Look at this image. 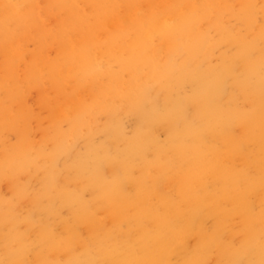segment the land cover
<instances>
[{
	"label": "rangeland",
	"instance_id": "1",
	"mask_svg": "<svg viewBox=\"0 0 264 264\" xmlns=\"http://www.w3.org/2000/svg\"><path fill=\"white\" fill-rule=\"evenodd\" d=\"M34 2L42 6L43 0ZM229 5L231 12L224 13L222 17L218 13L221 4L211 11L208 18L201 14V32L203 35L206 33V23L212 24L220 19L236 39L247 35V43L254 44L249 52L250 62L258 68L255 75L260 78L264 76V0H260L248 15L255 25L252 33L247 32L242 22L247 15L246 6L234 1H229ZM210 31L211 40L216 43L215 50L210 58L197 59L191 70L196 68L203 76L212 68L219 71L224 66L228 70L224 75L225 93L219 98L218 106L221 110L233 112L230 131L225 133L223 123L207 126L195 115L194 87L189 83L177 86L176 78L160 85L150 83L145 88L152 85L150 88H153L152 94L157 100L155 113L168 111L177 104L185 111V118L179 110L180 116H175V123L159 120L144 130L150 135L151 142L142 147L143 154L129 149L137 139V116L123 103H118L119 100H113L116 102L114 115L86 113L80 124L71 125V119L57 117L58 109L66 99L53 89L51 73L47 69L38 80L24 71L20 82L14 70H0L1 78L10 81L9 92L0 90V168L9 158H18V164L23 166L20 170L0 169V264H57L69 258L70 246L77 253L83 252L85 246L99 249L93 252L97 264H184L188 256L195 261L200 260L204 251L200 248V239L206 242L211 238L216 223L221 228L222 248L240 249L244 236V244L252 240L255 249L264 248V100L254 97L249 87L242 88L248 73L242 67L243 62L236 57L237 48L229 41L219 42L214 28ZM45 49L50 53L49 64L55 66L53 60L58 58L55 52L60 57L63 54L57 41L48 38ZM160 57L163 65L166 56ZM185 58L176 57L173 63L180 65ZM4 63L0 55V67ZM31 63L29 60L28 65ZM123 81L126 82L127 78ZM251 81L257 84L254 76ZM96 88L102 87L97 85ZM91 89L92 85L82 91L80 106L73 105V117L79 114V108L93 103L89 93ZM210 93V89L207 90L206 96L209 97ZM256 110L258 112L254 115ZM252 117L255 123L248 122ZM187 125L201 128L203 139L194 141V138L182 137ZM168 129L176 132L177 140L185 139V154L193 147L205 156L210 149L220 150L226 189L231 191L234 185L243 192V201L238 202V214L233 209L228 215L221 213L219 208L212 209L214 202L211 197H216L220 184L216 178H210L211 173L208 178L201 179L197 169V177L186 188L187 179L184 178L188 177L186 170L190 163L182 162V154L178 156L173 152L174 141L167 135ZM52 153H56L54 164ZM172 155L171 167L158 171V167L165 165ZM22 161L25 162L22 164ZM213 175H217L216 171ZM159 177L161 180L154 188L158 194L152 195L154 179ZM178 177L183 181L180 182ZM197 179L202 185H207L204 195H207V204L211 206V209H201L202 226L198 230L193 222L189 224L194 211L198 213L193 204L194 196L201 197L204 191ZM106 181L113 182V185L109 187L110 183L107 185ZM74 193L80 197L79 201L82 200L81 204L84 201L88 203L73 202ZM160 194L166 197L165 201ZM64 203L67 206L69 203V206ZM217 257H222V263L229 259L216 247L202 264H220ZM250 261L252 264L259 262L252 251L245 253L238 264H249Z\"/></svg>",
	"mask_w": 264,
	"mask_h": 264
},
{
	"label": "bare ground",
	"instance_id": "2",
	"mask_svg": "<svg viewBox=\"0 0 264 264\" xmlns=\"http://www.w3.org/2000/svg\"><path fill=\"white\" fill-rule=\"evenodd\" d=\"M229 1L246 6L247 15L242 18V22H244L247 32L252 33L255 30V25L253 19H249L250 16L248 15H250V11H254L260 0H43L42 6L36 4L34 0H0V55L5 61L4 65H1L0 70L5 72L14 70L16 78L20 82L21 74L24 71H26L25 73H30L33 79L38 80L47 69L51 73L53 89L62 93L64 99H66V102L58 109L57 117H60V119H71L69 121L71 125L80 124L86 113L114 115L116 113L114 108L116 102L113 100H119L118 103H123L129 112H133L137 116V127L135 130L137 139L129 146L132 152L137 150L141 154L144 153L142 147H146L151 142L150 135L144 130H148L157 121H169V124L175 123V116H180L179 110L185 118V111L183 112V109H180L177 104H173L168 111L159 114L155 113L157 100L153 97V88H150L152 85L145 88L150 83L160 85L169 83L175 78L177 80L174 82L177 86L186 82L189 83L194 87L193 108L195 115L207 126L215 127L223 123L225 133H227L230 131L229 125L233 118V112L221 110L218 106V101L225 93L226 76L224 75L228 73V70L224 66H221L219 71H217V68H212L203 76L197 72L196 68L191 70V67H193V63L197 59L211 57L216 43L214 44L211 40L210 28H214L219 42L229 41L231 45L237 48L236 57L240 62H243L242 67L248 73L244 82H242V88L247 89L249 87L254 97L264 100V76L259 78L255 75L258 68L250 62L249 57L250 48L254 44L253 42L247 43L248 36L245 35L236 39L228 32L220 19H217L212 24L206 23L208 24L204 25L206 33L203 35L201 32L203 25L199 24L201 21L199 19L200 15L203 14L208 18L211 11L217 9L219 4L222 5V8L218 10L221 17L224 13L229 14L231 12ZM54 27L56 28L54 29ZM48 38L56 40L58 47L63 52L61 57L55 52L59 58L53 60L55 66H51L47 60L50 58V53L45 49ZM34 46L36 49H31ZM153 53H156V55H153ZM163 55L166 56V60L162 65V57L160 56ZM158 57H160V60H157ZM176 57H186L182 60L185 62L180 65L173 63ZM29 60L32 61L30 65H28ZM60 61H62L61 65ZM262 64L264 65V62ZM161 65L162 67L158 69ZM39 67L41 68L39 69ZM2 71H0V74ZM253 76L257 78L256 85L251 81ZM125 78H127L126 82L123 81ZM101 82L106 85L102 86ZM9 84V80H3L0 76V90L9 92L7 89ZM90 85L93 86V89L88 92L93 103L89 107L79 108V114L73 117L75 111L73 105L80 106L81 93ZM97 85L102 88H96ZM209 89L211 93L207 97L206 91ZM146 109L148 110L146 111ZM257 112L256 110L254 115ZM251 121L255 123L253 117L248 119V122L251 123ZM167 135L174 141L173 152L178 156L182 154V162L190 163L186 170L188 177L184 178V180L187 179L186 188L194 180V177H197V169L201 174V179L208 178V174L211 173L210 178H216L220 184L216 197H211L214 202H212L214 204L212 209L219 208L224 215H228L233 209L238 214L240 207L238 202L241 199L243 201V192L239 189L237 190L234 185L231 191L226 189L224 184L227 183V180L222 175L220 150L210 149L205 156L193 147L185 154L184 138L191 137L194 138V141L195 139H201L203 136L201 128H195L191 125L186 127L181 134L184 138L180 140H177L178 135H176V132L170 129L167 130ZM173 156H169L166 164L158 167V171L163 172L165 169H169L172 165L171 159ZM26 157L28 160L27 154ZM24 162L22 161V164ZM215 162H218V164H215ZM209 164L210 166H207ZM104 165L107 164L104 163ZM8 168L20 170L23 166L18 164V158H9V161L0 169ZM214 171H216L217 175H213ZM114 177L117 178V176ZM178 179L180 182L183 181L180 177ZM160 180L161 177L154 179L153 189L150 194H158V191H155L154 188L158 186ZM109 183V187H111L113 182L112 184L111 182L105 184L108 185ZM197 183L204 191L201 197L194 196L193 204L196 206V210L198 209V213L194 211L192 220L191 218L189 219V224L193 222L196 230L202 226L203 213H201V209H211V206L206 201L207 195H204L205 191H207V185H202L198 179ZM99 191L96 192L98 193ZM160 196L162 197L163 195L160 194ZM163 199L165 201L166 197L163 196ZM101 201L104 202L103 199ZM108 204L110 205V203ZM64 205L66 204L64 203ZM229 207L230 209L228 210ZM84 209L87 210L86 207ZM118 210L120 211L121 209ZM119 211L116 213H119ZM85 214L87 215V213ZM91 214L93 215V213ZM89 217L92 218L91 215ZM86 225H88V222ZM250 226L253 228L252 223ZM74 228L76 229V227ZM214 229L211 238L206 242H204L203 238L200 239V248L204 250L200 260L195 261L188 256L184 264H202L216 247L221 249V253L225 252L229 256L228 261L224 259L223 263L222 257H217L220 264H238L240 258L249 251L254 252L257 260L261 261L264 259V248L255 249V244L252 243V240L251 243L250 241L245 242V245L243 243L244 240L246 241L244 235L240 249L227 250L222 248L219 237L220 224L216 223ZM189 241H191V238ZM244 247L246 250L243 252ZM99 257L98 255L97 259Z\"/></svg>",
	"mask_w": 264,
	"mask_h": 264
},
{
	"label": "clouds",
	"instance_id": "3",
	"mask_svg": "<svg viewBox=\"0 0 264 264\" xmlns=\"http://www.w3.org/2000/svg\"><path fill=\"white\" fill-rule=\"evenodd\" d=\"M53 158V164L55 163L56 153L50 154ZM73 196V202L76 200H79L80 197L76 194H72ZM99 249L93 248L90 246H85L83 252H74L72 251V246L69 248V252L71 253L69 255V258L62 262H57V264H97V261L93 257V252L98 251ZM249 264H252L250 261ZM259 264H264V259L259 261Z\"/></svg>",
	"mask_w": 264,
	"mask_h": 264
}]
</instances>
